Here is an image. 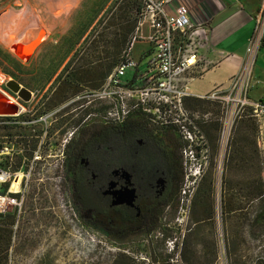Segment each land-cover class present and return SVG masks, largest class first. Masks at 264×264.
<instances>
[{
    "label": "rangeland",
    "instance_id": "rangeland-1",
    "mask_svg": "<svg viewBox=\"0 0 264 264\" xmlns=\"http://www.w3.org/2000/svg\"><path fill=\"white\" fill-rule=\"evenodd\" d=\"M116 1L0 0V50L15 59L13 64L0 57V82L5 77L8 82L14 80L33 93V103L29 106L12 94L10 96L16 102L0 93L10 102V107L22 111L24 106L27 114H31L43 107L44 102L52 101V94L58 88V77L65 66L76 50H82L88 39L94 37L98 29L101 31L99 23L108 20L107 12ZM142 32L145 36L149 35L148 21ZM34 34L40 35L41 40L31 50ZM19 44L28 45L31 56H22L15 49ZM146 49L147 42L139 41L132 55L139 58ZM4 67H10L17 78L5 73ZM133 77L134 72H129L124 81ZM252 80L253 87L256 84L252 97L258 99L264 94V84L258 85L256 76ZM45 91L48 94L42 98ZM187 108L191 112L209 115L211 122L220 121L218 151L211 149L210 145L211 160L200 182L203 189L200 203L195 204V197L185 227L176 224L180 208L178 200L176 208L167 210L158 230L129 241L90 225L79 214L72 199L68 170L67 147L71 140L89 125H116L108 120V113L115 109V105L90 93L68 96L59 105V136L58 142L54 143L50 136L44 135L45 130L43 133L39 130L37 134L34 131V128L38 130L37 127L28 128L27 132L22 129L23 115L26 114L10 115L11 126L0 130V144L10 147V154L2 157V164L16 173L18 180H23L20 198H24V203L21 212L11 208L6 214L13 218V239L7 258L0 256V264H122L128 261L130 264H255L258 259H264V230L258 228L254 234L251 233L252 216L258 201H251L243 190L247 182L244 165L239 162L241 157L244 158L243 154L238 155V162L230 175L232 187L239 198L237 202L241 203L243 210L234 213L228 225L223 223L221 214L218 223L217 206L219 201L222 213L221 194L231 141L237 125L245 119L236 121L224 150L220 144L225 118L222 106L206 102L203 107H197L189 102ZM210 125L204 128L206 135V128ZM254 128H243L238 130V134L242 143L250 142L260 156L250 174L261 171L264 179V136L259 125ZM207 138L209 140L208 135ZM215 155L216 163L213 164ZM203 202H206L209 218L204 217L200 207ZM171 240L182 247L179 260L176 259L177 252L170 253L168 250ZM229 240L236 245L232 253L227 250ZM184 254L189 258L188 262L184 260Z\"/></svg>",
    "mask_w": 264,
    "mask_h": 264
},
{
    "label": "built area",
    "instance_id": "built-area-1",
    "mask_svg": "<svg viewBox=\"0 0 264 264\" xmlns=\"http://www.w3.org/2000/svg\"><path fill=\"white\" fill-rule=\"evenodd\" d=\"M176 1L142 0L143 10L138 28L122 61L102 88L90 94L115 105V109L108 113V120L114 124H120L127 117L140 112L151 126L160 131L174 132L180 137L184 146L185 177L176 224L185 227L205 168L211 160L210 144L204 132L205 126L211 122L210 116L191 112L187 108L189 101L198 99L222 106L225 118L220 144L224 150L236 121L247 115L258 123L264 136V100L251 98L256 58L264 40V8L258 15L257 27L248 43L247 62L232 77L229 87L216 88L207 95H195L192 83L216 66L205 54L210 42L211 23L193 19L189 7L185 3L176 4ZM147 21L150 23V33L145 36L142 30ZM139 41H146L148 49L136 58L132 51ZM129 72H134V77L125 82ZM7 83L4 77L0 82V93L12 98L10 94L13 93L7 89ZM11 122L10 115L0 116V130L9 128ZM1 145L0 216H5L11 208L21 212L24 203V198H20L23 180H18L16 173L3 166L2 157L10 154V147L8 144ZM14 185L19 189L17 192L13 189ZM217 209L220 224L219 201ZM168 248L170 253L177 252L176 259L179 260L182 247L171 240Z\"/></svg>",
    "mask_w": 264,
    "mask_h": 264
},
{
    "label": "trees",
    "instance_id": "trees-1",
    "mask_svg": "<svg viewBox=\"0 0 264 264\" xmlns=\"http://www.w3.org/2000/svg\"><path fill=\"white\" fill-rule=\"evenodd\" d=\"M143 5L142 0H117L114 6L107 12L108 20L100 21L98 32L94 37L88 39L86 45L82 50H76L72 59L67 63L63 72L58 77V88L56 89L58 94L59 104L63 103L68 96H79L83 93H90L99 90L105 84L109 76L114 72L116 67L123 59L124 53L132 42L135 36L140 16L142 14ZM96 30V29H95ZM0 57L14 63L15 59L9 55L3 53L0 50ZM0 64V69L2 68ZM4 72L11 75L13 78H17V75L11 71L10 67H4ZM207 101L193 100L191 103L197 107H203ZM213 103V102H209ZM218 104V103H213ZM220 105V104H218ZM235 130V135L231 141L229 156L226 164V175L223 183V189L221 194V207L223 223L228 225L232 219L234 213L242 211L243 207L237 202L239 198L235 193V189L232 187L230 175L232 174L233 167L238 162V155H245L241 157V164L244 165L245 172L247 174V182L243 188L245 196H249L251 201H258L257 209L253 212L251 233L254 234L258 228L264 230V179L262 172L257 174H250L260 160L258 152L254 149L250 142L242 143L241 137L238 134V130L245 128L246 130L255 129L254 126L258 123L249 115L243 118ZM213 122V121H212ZM210 122V126L206 128L207 135L210 140L211 149L218 151L217 142L219 141L218 132L220 131V121ZM108 124H94L82 129V137L74 142L69 143L67 147L68 152V170L71 178V184L73 185L72 175L77 169V159L81 152L84 150L88 152V155L94 160L93 169H102V166L115 165L109 159L105 158L110 156L112 142L118 135L116 129L114 131L109 130ZM133 126L135 129L134 134L140 135L141 131L149 129V123L142 113H134L125 126ZM116 128V127H114ZM137 130V131H136ZM106 131L107 133L103 132ZM154 133V131L152 130ZM105 134H107L106 139ZM132 134L130 133V137ZM156 136H162L164 139L174 137L176 141L175 151L180 155L182 154L183 144L180 141V137L171 131L158 132ZM129 137V136H128ZM127 135L125 136V141ZM130 145L129 142H126ZM84 151V152H85ZM139 152V189L141 197H147L151 193V189L154 185L153 166H149L145 163L141 150ZM144 163V164H143ZM212 163H216V155L212 159ZM179 173L173 182L172 190L169 194H165L162 198L155 200L152 206H149L147 212L142 214L137 221V225L133 228L127 227H99L113 237L120 238L123 241H129L140 235H150L161 226V221L165 216L167 210L176 208L180 197L185 173L183 169V162L180 156L179 160ZM160 168L164 169L165 165ZM203 193V189L199 186L196 203H200V196ZM200 207L203 210L204 217H210L206 214V202H203ZM206 218V219H208ZM14 225L12 216H0V256H6L11 248L13 239L12 227ZM236 248L233 240H229L227 244V250L232 253V250ZM186 262L189 258L186 254L183 255ZM158 259H156L157 262ZM122 264H130V262H124ZM255 264H264V259H258Z\"/></svg>",
    "mask_w": 264,
    "mask_h": 264
},
{
    "label": "flooded vegetation",
    "instance_id": "flooded-vegetation-1",
    "mask_svg": "<svg viewBox=\"0 0 264 264\" xmlns=\"http://www.w3.org/2000/svg\"><path fill=\"white\" fill-rule=\"evenodd\" d=\"M7 89L21 103L28 106L33 103V97L29 102H25L8 87ZM46 94H48L47 91L43 93L42 98ZM52 97V101L49 102L50 97L47 98L48 102H44L43 107H39L35 113L27 114L28 110L22 106V111L19 109L20 114L18 113L17 116L26 114L23 115L24 122L22 123L24 126L22 129H25L26 132L28 128L32 130L33 127H37L38 130L34 128L37 134L39 130L42 133L45 130L44 135L46 137L50 136L54 143L55 141L58 142L59 136L58 115L60 104L56 91L53 92ZM9 99L12 100V98ZM131 116L120 124L107 125L110 127L109 130H106L107 132L116 129L118 133L115 142H112L110 156L105 158L106 161L109 159L112 163L116 162L115 165H103L100 170L93 169L94 160L88 155L87 150H84L85 152H81L78 156L77 169L72 175V199L79 214L83 215L82 217L90 225L96 227H135L140 216L147 212L148 207L152 206L155 200L171 192L173 182L178 176L180 170L179 160L181 156L183 162V156L175 151L177 145L175 138L164 139L162 136H156L158 132L165 131H160L150 124L148 125L149 129L141 131L142 134H134L135 129L133 126H125ZM106 131L103 132L107 133ZM130 133L132 134L131 137ZM81 135L82 131L70 143L82 137ZM126 135L127 140L125 141ZM106 136L107 134L103 137L106 139ZM126 142H129L130 145H127ZM139 150L146 158V163L153 166L155 171L153 176L154 185L147 197H141L139 189ZM163 165H165V168H160ZM134 190L136 191V199L134 204L130 205L126 202L127 197ZM120 201L123 204H119Z\"/></svg>",
    "mask_w": 264,
    "mask_h": 264
},
{
    "label": "crops",
    "instance_id": "crops-1",
    "mask_svg": "<svg viewBox=\"0 0 264 264\" xmlns=\"http://www.w3.org/2000/svg\"><path fill=\"white\" fill-rule=\"evenodd\" d=\"M179 3L189 7L193 19L211 23L205 54L216 66L192 83L193 93L207 95L216 88H228L232 77L247 62L248 43L257 27L264 0H177L176 4ZM254 76L258 85L264 84V40L256 58ZM251 98L264 100V94L256 99L251 91Z\"/></svg>",
    "mask_w": 264,
    "mask_h": 264
},
{
    "label": "water",
    "instance_id": "water-1",
    "mask_svg": "<svg viewBox=\"0 0 264 264\" xmlns=\"http://www.w3.org/2000/svg\"><path fill=\"white\" fill-rule=\"evenodd\" d=\"M7 87L12 92L19 95V97L25 102H29L32 98V92L14 80L9 81L7 84ZM1 97L2 96L0 95V99H1ZM18 113H19V109L14 108V107H9L8 105L0 103V115H13V114H18ZM135 193H136V191L134 190L128 194L127 201H126V202H128V204H130V205L134 204V201L136 199ZM119 204H123L122 201H120Z\"/></svg>",
    "mask_w": 264,
    "mask_h": 264
},
{
    "label": "bare ground",
    "instance_id": "bare-ground-1",
    "mask_svg": "<svg viewBox=\"0 0 264 264\" xmlns=\"http://www.w3.org/2000/svg\"><path fill=\"white\" fill-rule=\"evenodd\" d=\"M37 35V36H36ZM34 42L31 46V50H33L35 48V46L39 43V41L41 40V36L38 34H34ZM38 38V39H37ZM32 39V38H31ZM26 44H19L15 46V49L22 55V56H28L31 54L30 49L27 48L28 45ZM30 52V53H29ZM28 53V54H27ZM31 56V55H30ZM0 103H3L5 105H8L9 107L11 106L10 102H8L5 97H1L0 99ZM13 189L17 192L19 189L17 187V185H14Z\"/></svg>",
    "mask_w": 264,
    "mask_h": 264
}]
</instances>
